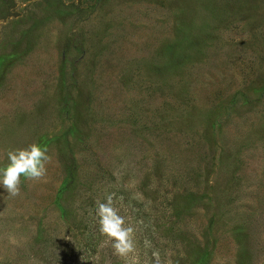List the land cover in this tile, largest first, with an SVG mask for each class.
<instances>
[{
  "label": "rangeland",
  "instance_id": "obj_1",
  "mask_svg": "<svg viewBox=\"0 0 264 264\" xmlns=\"http://www.w3.org/2000/svg\"><path fill=\"white\" fill-rule=\"evenodd\" d=\"M32 143L0 264H264V0H0V166Z\"/></svg>",
  "mask_w": 264,
  "mask_h": 264
},
{
  "label": "clouds",
  "instance_id": "obj_2",
  "mask_svg": "<svg viewBox=\"0 0 264 264\" xmlns=\"http://www.w3.org/2000/svg\"><path fill=\"white\" fill-rule=\"evenodd\" d=\"M50 160L47 149L38 143L7 151V163L0 166V189L9 196L20 195L22 178L40 180L46 175V164ZM98 230L111 241L114 254L126 256L133 250L132 228L124 227V218L112 207L111 195L96 207ZM155 264H160L159 254L153 252Z\"/></svg>",
  "mask_w": 264,
  "mask_h": 264
},
{
  "label": "trees",
  "instance_id": "obj_3",
  "mask_svg": "<svg viewBox=\"0 0 264 264\" xmlns=\"http://www.w3.org/2000/svg\"><path fill=\"white\" fill-rule=\"evenodd\" d=\"M130 217L131 218H135L136 220H138V214L137 212H134V213H129ZM140 229H143L144 230V224L142 223V226L140 227ZM138 231H139V228H138ZM153 236H155L154 234H151V237L153 238ZM149 255H151L152 253H148ZM147 264H154L153 261L149 260ZM161 264V263H160Z\"/></svg>",
  "mask_w": 264,
  "mask_h": 264
}]
</instances>
